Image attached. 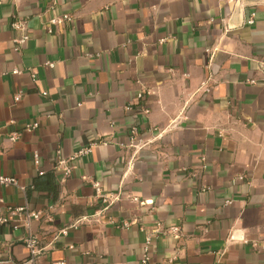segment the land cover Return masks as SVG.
<instances>
[{
  "label": "crops",
  "instance_id": "1",
  "mask_svg": "<svg viewBox=\"0 0 264 264\" xmlns=\"http://www.w3.org/2000/svg\"><path fill=\"white\" fill-rule=\"evenodd\" d=\"M0 125V264H264V0H0Z\"/></svg>",
  "mask_w": 264,
  "mask_h": 264
},
{
  "label": "built area",
  "instance_id": "2",
  "mask_svg": "<svg viewBox=\"0 0 264 264\" xmlns=\"http://www.w3.org/2000/svg\"><path fill=\"white\" fill-rule=\"evenodd\" d=\"M72 22V17L68 14H62L61 16H56L51 18L48 21L49 26L52 25H56L59 23H71ZM254 22V13L252 12L249 15V18L247 19L246 23L247 24H252ZM10 26L12 29L16 30V31H21L22 34L20 37L15 38L13 40L14 44L16 45V49L28 38V35L26 33H24L25 31V26L23 21H21L20 19H17L15 17H13L11 19L10 22ZM48 66H53V63L51 62H47L46 63ZM46 94V93H43ZM20 98L19 94H16L14 96V100L18 101ZM144 95L142 92L137 93L136 95V99H143ZM126 110H130L131 109V105H128L125 107ZM143 113H148L147 109L143 110ZM37 127L36 123H29L26 124L23 128L24 131L30 132L33 131L35 128ZM1 129L2 126L0 125V139L2 138V134H1ZM20 137V131H16L13 130L11 132H9L6 135V139L12 143L16 142ZM128 145L130 147H133L135 149L141 148L144 143L142 142V138L139 135L138 129L136 126H132L129 130V134H128ZM105 142H103L104 144ZM94 146V143H91L88 146H84L79 148L71 157L67 158V159H61L59 157V152L57 151V167H61L63 169L64 175H69L72 171V161H74L75 159L87 155L88 153H90L92 147ZM33 158L34 161L37 162L38 159V155L37 153L33 154ZM41 174V173H40ZM0 185L2 186H9V185H13V186H18L17 185V181L14 177H9V176H3L0 175ZM94 188L96 190V192L98 193V195L101 196V202L103 204V208H106L107 206H109L111 203H113L117 197H111L109 195H102L100 193V189H99V185L98 183H94ZM136 200V199H134ZM228 203V202H227ZM52 208V207H51ZM21 216L24 218V220L26 222H28L30 219H34V220H38L40 219V217L42 216V213L40 211H34V210H30L27 207H8L7 208V212L5 214H0V224H7L11 218L15 217V216ZM75 226V225H74ZM178 232V228L177 227H170L169 228V233H177ZM66 233V229H60L59 234L64 235ZM150 237H147L144 241V244L142 246V251H141V255H140V259H139V263L140 264H150V254H149V245H150ZM24 244L26 246V248L28 249V253H29V257L28 259L24 262V264H37L38 261V257L41 253V248L38 247L37 245V240L33 235L28 234L27 237L24 239ZM254 246H256L257 244L254 243ZM260 246L262 249H264V240L261 241ZM53 264H66L64 261H59Z\"/></svg>",
  "mask_w": 264,
  "mask_h": 264
},
{
  "label": "water",
  "instance_id": "3",
  "mask_svg": "<svg viewBox=\"0 0 264 264\" xmlns=\"http://www.w3.org/2000/svg\"><path fill=\"white\" fill-rule=\"evenodd\" d=\"M253 0H243L244 3H250Z\"/></svg>",
  "mask_w": 264,
  "mask_h": 264
}]
</instances>
